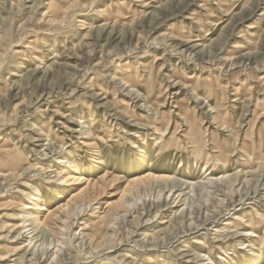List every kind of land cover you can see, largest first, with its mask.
Returning a JSON list of instances; mask_svg holds the SVG:
<instances>
[{"label":"rangeland","instance_id":"1","mask_svg":"<svg viewBox=\"0 0 264 264\" xmlns=\"http://www.w3.org/2000/svg\"><path fill=\"white\" fill-rule=\"evenodd\" d=\"M259 161L264 0H0V264H264Z\"/></svg>","mask_w":264,"mask_h":264},{"label":"bare ground","instance_id":"2","mask_svg":"<svg viewBox=\"0 0 264 264\" xmlns=\"http://www.w3.org/2000/svg\"><path fill=\"white\" fill-rule=\"evenodd\" d=\"M75 4V3H74ZM133 19V18H132ZM83 24V23H82ZM84 25V24H83ZM29 45V44H28ZM52 62H54V61H52ZM51 65V64H50ZM45 69H48L49 68V66L47 65H45V67H44ZM129 88H130V90L131 91H135L133 88H131L130 86H128ZM142 101H144V103L141 105V106H143L144 104H148V101H146L145 100V98L144 97H142ZM147 106V105H146ZM151 107V106H150ZM152 108V107H151ZM152 110L154 111V114L155 115H157L158 113H157V111L154 109V108H152ZM82 121V120H81ZM82 123V122H81ZM138 126H141V127H144L145 126V128L146 127H148V128H151V126L150 125H146V124H137ZM84 134H87L86 132H85V130H84ZM140 144V143H139ZM6 152V151H5ZM4 154H6V153H4ZM42 155H44L43 153H42ZM47 155V154H46ZM11 156V155H10ZM13 156V155H12ZM17 156V155H16ZM69 156V155H68ZM14 158V157H13ZM12 158V159H13ZM18 160V159H17ZM61 160V159H60ZM6 161V160H5ZM59 162V161H58ZM62 162V161H61ZM2 163V162H1ZM61 164V163H60ZM258 164H260V166L261 167H259L260 169H258V171L259 170H261V172H262V170H263V166H264V162H261V161H259V163ZM64 165V164H63ZM73 165V164H72ZM75 168H77V167H75ZM44 169V168H43ZM68 169V168H67ZM202 169V171L204 172V175H205V177H204V179H207L208 181L207 182H212V181H216V180H223L224 178H226V176L227 175H212L211 174V172H209V170H208V168L204 165V167L203 168H201ZM41 170V169H40ZM50 171V170H49ZM68 172V171H67ZM66 172V173H67ZM69 172H70V170H69ZM263 173H264V171H263ZM47 175V174H46ZM49 175V174H48ZM60 175V174H59ZM71 175V174H70ZM69 175V176H70ZM65 176H67V175H64V177ZM68 177V176H67ZM170 176H168V175H154L152 178L154 179V180H166V179H168ZM45 178V177H44ZM147 178V177H146ZM61 179H63V175H62V178ZM48 180V179H47ZM141 180V179H140ZM45 181V180H44ZM49 181V180H48ZM65 181H67V179H65ZM134 181H137V180H134ZM60 182H62V181H60ZM190 184V183H189ZM231 184V183H230ZM38 188V187H37ZM31 191H32V189H31ZM23 195V194H22ZM32 193L31 192H28L27 194H25V196H26V199H25V201L27 202V203H29L30 204V202H28V201H30L31 199H32V202H31V207H27V209L29 210V214H28V219H31V221L32 222H34V224H35V226H34V224L31 222V224H33V228H36L39 224H43L44 222H41L39 219H38V217H37V215L35 214V213H38L39 211H41L42 209H43V207H42V199H33L32 198ZM36 195V194H35ZM6 199V198H5ZM262 205V204H261ZM263 205H264V203H263ZM24 207H26V205H25V202L23 203V206H22V208L21 209H24ZM254 211V210H253ZM258 213V212H257ZM259 214V213H258ZM237 215V214H236ZM239 217L238 218H236V220H237V223L235 224L236 226H239V225H242V223L241 222H245V223H248L247 225L248 226H253V224H264V214H259L258 216H256V215H248V216H246L245 214H241V215H238ZM19 217H22V216H20L19 215ZM247 218V219H246ZM29 227V226H28ZM17 228H19V230L17 231V236H15V238L17 237H19V236H21V238L22 237H25V239L23 240V247L24 248H27V247H29L30 246V248H29V250H33V251H37V254H35L34 255V253L35 252H33V253H31V254H33L34 256H35V261L36 260H39V259H48V252L50 251V250H53L54 248H55V251H54V256L55 255H57V252L58 251H60L59 250V248L60 247H58V248H56V245H54V246H52V247H50V244L48 245V246H45V249H44V251L41 253V254H39V248H38V246H37V244H36V242H34L32 245H31V240H33L32 239V235H30L31 234V232H34V231H31V232H27V230H26V226L23 224V220H22V223L21 224H19V225H17ZM46 228V227H45ZM217 229V228H216ZM256 233V232H255ZM217 234H219V233H217ZM257 234V233H256ZM256 234H254V232L253 231H250V230H247L245 233H243V237L244 236H250V237H255L256 236ZM28 235H30V236H28ZM241 235V234H240ZM256 237H258V235L256 236ZM26 239H30L29 241H28V243H24V241H26ZM199 239V238H198ZM19 240V239H18ZM240 240V239H239ZM238 240V241H239ZM264 240V235L263 236H261V241H263ZM252 241H253V239H252ZM59 242V241H58ZM62 242V241H61ZM254 243V242H253ZM39 245H41V244H39ZM57 246H59V245H57ZM246 246H248V245H246ZM251 246V245H250ZM253 246V245H252ZM23 248V249H24ZM49 250V251H48ZM260 252V251H259ZM249 253H250V251H249ZM6 254H7V252L6 253H4L3 255H0V259H2V260H4V259H6ZM263 254V253H262ZM260 255V254H259ZM262 256V255H261ZM209 258V257H208ZM50 259V258H49ZM164 259V258H163ZM32 261V260H31ZM60 261V260H59ZM252 261V260H251ZM52 262L53 261H50V263L52 264ZM100 262V261H99ZM255 262V261H254ZM55 263H57V262H55ZM4 264H6V263H4ZM8 264V263H7ZM253 264V263H252ZM255 264H256V262H255Z\"/></svg>","mask_w":264,"mask_h":264}]
</instances>
